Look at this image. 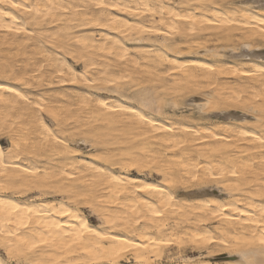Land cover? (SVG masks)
<instances>
[{
  "label": "bare ground",
  "instance_id": "bare-ground-1",
  "mask_svg": "<svg viewBox=\"0 0 264 264\" xmlns=\"http://www.w3.org/2000/svg\"><path fill=\"white\" fill-rule=\"evenodd\" d=\"M237 260L264 264V0H0V264Z\"/></svg>",
  "mask_w": 264,
  "mask_h": 264
},
{
  "label": "rangeland",
  "instance_id": "rangeland-1",
  "mask_svg": "<svg viewBox=\"0 0 264 264\" xmlns=\"http://www.w3.org/2000/svg\"><path fill=\"white\" fill-rule=\"evenodd\" d=\"M124 86H123V88L124 89H129V88H132V86L133 85H135L134 83H131L130 81H125L124 82ZM133 90V92H134V90H136L135 88H132L131 89V91ZM184 103V104H183ZM187 103V104H186ZM180 104V105H179ZM186 104V105H185ZM186 107H185V106ZM192 107V105H190L188 102H187V100L186 101H184V102H178L175 106H166V111L168 112V113H170V114H172V111H174L175 110V112H176V115H178V116H184V117H187V116H190V115H193L196 119H199L200 118V114L199 113H197V111H195L196 109H194V106L192 107V108H188V107ZM172 107L174 108H176V109H172ZM185 108H188L189 109V112H188V109H185ZM192 109H194V110H192ZM186 111L188 112V113H186ZM197 113V114H196ZM2 145L3 146H5L6 144L3 142L2 143ZM89 149V148H88ZM88 149L86 148L85 149V151H88ZM155 178V180H158V178L157 177H155V176H153V179ZM88 217H89V220H91V221H93L94 222V218L92 219V217H90V215H88ZM171 253H173V251H171V250H167V252H166V254H167V257L169 258H165L164 257V259H163V262H166V263H170V262H175L176 260V258H174V257H172V254ZM172 258H174V260H172V261H170V259H172ZM165 260V261H164ZM127 261H130V259H129V257H127V258H125L124 260H123V263H126Z\"/></svg>",
  "mask_w": 264,
  "mask_h": 264
},
{
  "label": "snow or ice",
  "instance_id": "snow-or-ice-1",
  "mask_svg": "<svg viewBox=\"0 0 264 264\" xmlns=\"http://www.w3.org/2000/svg\"><path fill=\"white\" fill-rule=\"evenodd\" d=\"M13 6H16V5H13ZM235 264H243V262H242V261H239V260H237V261H235Z\"/></svg>",
  "mask_w": 264,
  "mask_h": 264
}]
</instances>
